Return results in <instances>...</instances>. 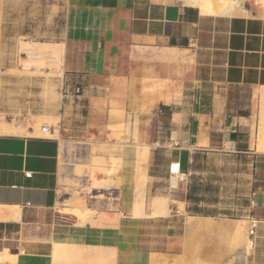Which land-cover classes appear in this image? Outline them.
I'll return each mask as SVG.
<instances>
[{"label":"crops","instance_id":"1","mask_svg":"<svg viewBox=\"0 0 264 264\" xmlns=\"http://www.w3.org/2000/svg\"><path fill=\"white\" fill-rule=\"evenodd\" d=\"M67 7L64 79L82 92L64 96L60 131L123 143L108 188L118 207L103 217L62 208L85 219L63 213L64 142L32 129L0 132V211L14 208L0 217V264H71L72 244L93 264H264V152L256 149L264 4L262 15L246 14L241 0H67ZM135 137L150 146L144 162ZM233 145L225 154L251 169L247 179L239 172L238 199L247 213L240 216L257 221L254 235L250 219L247 229L225 211L222 195L191 185L175 204L168 196L171 170L199 172L201 154L221 156ZM108 150L101 144L91 154L101 159ZM143 174L145 186L137 182ZM203 231L226 233L224 243L209 245ZM235 232L242 241L232 249Z\"/></svg>","mask_w":264,"mask_h":264},{"label":"rangeland","instance_id":"2","mask_svg":"<svg viewBox=\"0 0 264 264\" xmlns=\"http://www.w3.org/2000/svg\"><path fill=\"white\" fill-rule=\"evenodd\" d=\"M241 3L246 14H263L264 0H241ZM67 11V0H0V125L2 122L21 124L27 129L16 133H26L32 129L38 135L43 134L41 127L44 124L56 127L55 136L64 142L65 150L68 152L65 157L67 164L64 170L60 171L64 185H60L62 200L58 209L62 210L67 205L75 208L81 206L82 209L90 208L97 212L99 217H103L105 210L118 207V199L114 194L109 195L108 188L112 185L110 178L120 170L123 143L88 141L70 133L61 134L59 114L64 96L70 94L64 91L66 85L64 66L60 71L47 60V65L42 67L28 66L30 57L23 49L25 43L62 42ZM135 143L141 144L136 137ZM101 144L108 146L109 150L101 155L100 159L91 154V148ZM143 146L141 144L138 150ZM99 148L104 149V146L94 150ZM231 150L233 149L228 148L220 152L223 154L221 156L201 154L196 162L198 167L195 169L199 172L189 174L188 188L181 185L168 189L170 203H177L175 197L177 195L187 197L191 192L189 186L194 185L200 187L201 192L222 195L220 199L228 209L225 211L242 219L243 221L237 223L248 229L249 219L240 216L247 213L240 211L242 200L238 199V180L240 171L243 172V179H247L251 169L249 165L240 167L238 159L225 154ZM104 167L113 171L108 172ZM198 179H203L207 187L198 186L199 184H196ZM215 181L219 182L215 184ZM137 182L145 186L146 181L140 179ZM223 182L224 189L218 188ZM97 184H105L106 187L91 189ZM80 201L82 202L79 205ZM79 211L73 210L72 213L78 218L85 219V212ZM71 217L73 218V215ZM209 227L211 226H206ZM225 234L221 231L215 233L203 231L199 233V238L211 243L209 245L214 243L221 245L224 243ZM241 241L242 233L232 234V249L239 247ZM247 242L248 251L251 252L248 237ZM70 249L75 253L71 264H93L92 255L85 256L82 247L72 244L68 250Z\"/></svg>","mask_w":264,"mask_h":264},{"label":"bare ground","instance_id":"3","mask_svg":"<svg viewBox=\"0 0 264 264\" xmlns=\"http://www.w3.org/2000/svg\"><path fill=\"white\" fill-rule=\"evenodd\" d=\"M23 49L30 57V60L27 63L28 66L36 65V66L42 67V66L47 65L46 63L48 61L51 65H53L54 68L60 69V71H61L62 66L64 64V52H65V44L63 42L39 41V42H35V43H25ZM165 60H167V59H165ZM169 60H171V59H169ZM148 75H150V73H145L143 76H148ZM260 97H261L260 103L262 101H263L262 103H264V86L262 87ZM260 114H261V117L259 119L260 120V129L258 130L259 133L257 134V138H256L257 139L256 140V149L258 152H264V107L262 108ZM26 129L27 128L21 124L15 125L12 123L2 122V124L0 125V132L16 133V132H19L20 130H26ZM137 145H136L137 147L141 146V144H137ZM102 151H103L102 148H99L98 150L97 149L93 150L94 153L102 152ZM138 154H139L138 156H139L140 160L146 161L148 159V155H149V146L144 145L143 148L139 150ZM143 175L144 176L141 178L143 180H147V176L145 174H143ZM171 181L174 185V188L177 187L178 181L175 178H172ZM73 210L76 212L79 211L78 209H63L62 212L65 214H71V215H73V217H75L77 219L78 216H76L75 214L72 213ZM6 211H7L6 213L9 214L10 212L14 211V208H7ZM67 211H70V212H67ZM6 213L0 211V217L7 216L8 214H6ZM138 214H139V212H138ZM80 215L81 214H79V216ZM52 256H53V254H52ZM52 256H50L51 259H52Z\"/></svg>","mask_w":264,"mask_h":264},{"label":"built area","instance_id":"4","mask_svg":"<svg viewBox=\"0 0 264 264\" xmlns=\"http://www.w3.org/2000/svg\"><path fill=\"white\" fill-rule=\"evenodd\" d=\"M64 91L66 93L80 94L82 92V87L80 85L75 86V85L66 84ZM41 132L43 133L42 136H48L47 134H50L49 136H52L56 132V127L48 125V124H44L41 127ZM230 148L233 149L234 145L231 146ZM188 177L189 175L186 172L181 171L179 169H173L170 171V180L172 178H175L178 181L177 187L181 185L184 186L188 181ZM249 219L251 220L250 235H254L256 227H257V221L253 218H249ZM251 245H253V242H251Z\"/></svg>","mask_w":264,"mask_h":264}]
</instances>
